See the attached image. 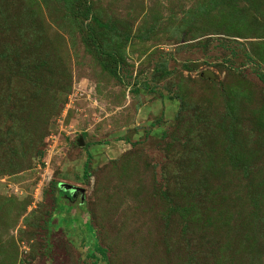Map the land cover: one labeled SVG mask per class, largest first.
<instances>
[{
  "label": "rangeland",
  "instance_id": "obj_1",
  "mask_svg": "<svg viewBox=\"0 0 264 264\" xmlns=\"http://www.w3.org/2000/svg\"><path fill=\"white\" fill-rule=\"evenodd\" d=\"M263 78L264 0H0V264H264Z\"/></svg>",
  "mask_w": 264,
  "mask_h": 264
},
{
  "label": "trees",
  "instance_id": "obj_2",
  "mask_svg": "<svg viewBox=\"0 0 264 264\" xmlns=\"http://www.w3.org/2000/svg\"><path fill=\"white\" fill-rule=\"evenodd\" d=\"M89 15V14H88ZM99 26L100 27H105V26H103L102 24H99ZM263 81H264V78H263ZM90 162L88 161L87 162V164H86V166H85V178L86 179H89V177H90ZM62 192H64V193H67V192H65V191H62ZM68 193H71V192H68ZM71 195H73L72 193H71ZM98 251H100V252H102V253H105L101 248H98Z\"/></svg>",
  "mask_w": 264,
  "mask_h": 264
},
{
  "label": "water",
  "instance_id": "obj_3",
  "mask_svg": "<svg viewBox=\"0 0 264 264\" xmlns=\"http://www.w3.org/2000/svg\"><path fill=\"white\" fill-rule=\"evenodd\" d=\"M211 78H213L214 76L213 75H209Z\"/></svg>",
  "mask_w": 264,
  "mask_h": 264
}]
</instances>
